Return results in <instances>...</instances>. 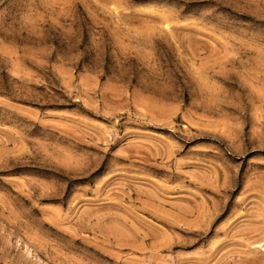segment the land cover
<instances>
[{
	"label": "rangeland",
	"instance_id": "1",
	"mask_svg": "<svg viewBox=\"0 0 264 264\" xmlns=\"http://www.w3.org/2000/svg\"><path fill=\"white\" fill-rule=\"evenodd\" d=\"M0 264H264V0H0Z\"/></svg>",
	"mask_w": 264,
	"mask_h": 264
},
{
	"label": "bare ground",
	"instance_id": "2",
	"mask_svg": "<svg viewBox=\"0 0 264 264\" xmlns=\"http://www.w3.org/2000/svg\"><path fill=\"white\" fill-rule=\"evenodd\" d=\"M28 244L32 246V244L30 242H28ZM45 260H47L46 262H48V263L50 262L48 259H45Z\"/></svg>",
	"mask_w": 264,
	"mask_h": 264
}]
</instances>
